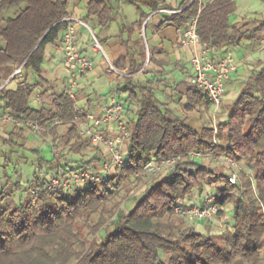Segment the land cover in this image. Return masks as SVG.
I'll return each instance as SVG.
<instances>
[{"label": "trees", "instance_id": "16d2710c", "mask_svg": "<svg viewBox=\"0 0 264 264\" xmlns=\"http://www.w3.org/2000/svg\"><path fill=\"white\" fill-rule=\"evenodd\" d=\"M189 2L181 0V12L154 20L156 33L166 26L183 30L200 7L199 0ZM132 3L139 18L120 23L123 51L110 60L124 74L108 68V74L117 81L110 96L117 95L133 113L127 122L124 155L129 165L102 177L97 170L102 160L97 156L79 166H65L61 164L66 162L63 154L45 160L39 150L29 148L27 128L11 127L8 137L0 128L2 144L31 150L39 157L31 181L36 190L33 195L25 187L20 170L15 172L16 182L7 181L0 188V264H264V60L227 106L225 120L216 122V126L206 123L197 130L188 121L193 112L210 106L207 93L184 80L171 85L170 63L159 49L150 51L146 64L147 33L153 16L144 23L167 1ZM85 9L81 19L105 47L106 40L99 37V32L118 19L120 12L112 0H86ZM237 9L236 0H209L202 9L197 32L201 43L214 54L264 31L263 19L233 22ZM71 14L69 0H0V70L14 71L23 63L25 80L15 88H3L0 103L13 114L38 123L60 151L79 154L94 146L91 138L80 132L79 124L90 112L100 116L95 111L97 99L87 97L80 106L82 88L75 101L68 95L66 84L59 87V80L46 77L43 67L52 47L63 50V33L68 26L64 18ZM91 38L95 40L93 35ZM178 66L179 62L172 65L173 69ZM140 73L144 80L136 79ZM162 87H171L181 101L185 99L181 107L186 115L158 96ZM37 94L40 102L35 105ZM62 126L65 128L60 130ZM193 153L246 161L252 172L242 174L233 184L227 173L203 164L191 156ZM173 157L180 158L174 170L151 181L141 194L133 195V205L124 210L122 203L129 197L126 193L119 198L124 184L132 177L139 178L149 160ZM63 167L90 168L99 178L78 183L72 198L73 191L52 188L47 177L49 169L55 170V177ZM212 184L214 202L222 207L219 213L224 207H232V228L219 233L203 232L176 212L178 205H191L186 200L195 191L203 194ZM24 191L28 195L17 199L16 193Z\"/></svg>", "mask_w": 264, "mask_h": 264}, {"label": "built area", "instance_id": "2783aa9c", "mask_svg": "<svg viewBox=\"0 0 264 264\" xmlns=\"http://www.w3.org/2000/svg\"><path fill=\"white\" fill-rule=\"evenodd\" d=\"M194 0H190V5ZM209 0H199L200 7L198 14L193 17L184 29V38L187 43L194 46V53L191 57V66L193 70L192 82L204 92L207 93L213 107V114H216L222 105L223 96L225 94V87L231 73L237 70L238 63L235 58L229 54L216 55L212 52L211 48L202 44L199 34L197 32V23L199 15ZM181 7H159L157 10L151 12L146 18L144 26L148 20L155 15H168L181 12ZM64 21L68 22L63 33V51L64 61L69 66L70 79L66 83V91L68 95L77 101L78 90L81 87V78L86 76L90 70L93 69V62L86 54L80 51L78 46V31L77 26L83 25L87 28L89 26L77 16H68L64 18ZM95 39V47L98 50H103L102 45L92 32ZM145 37V32L143 31ZM148 56L149 47L147 44ZM147 60L146 64L148 63ZM109 70L115 71L118 74H124L118 71L114 65L109 61ZM17 84L20 82L25 83L23 78V63L20 64L15 70L7 77L0 78V92L3 88H10L12 82ZM35 98L40 102L39 95H35ZM78 108V104L76 105ZM126 107L124 102L117 96L112 95L108 98V101L101 106L100 116L94 112H90L86 117V121L79 124L80 132L91 138V142L94 146H99L106 149L110 157V166L114 168L125 167L129 165V162L125 159L123 150L127 137L129 135L128 125L124 118ZM0 125L10 127H24L34 133L41 134L44 129L35 121L13 114L9 109L3 107L0 103ZM113 126V134H106L101 128L103 126ZM216 126V123L213 124ZM217 132V129L215 130ZM191 156L196 158L208 157L202 153H193ZM216 158V157H215ZM233 163H237L235 160L222 157ZM179 157H173L162 161L151 159L143 167L142 173H156L162 169H167V173L171 172L175 168V164ZM104 167H108L105 164ZM141 173V174H142ZM98 174L96 171L87 169H78L76 167L63 168L58 176L51 179L50 186L56 190L63 192H72L74 186L78 183H86L87 181L98 180ZM229 181L233 184L237 183V176L233 174L229 176ZM255 193L257 192L254 190ZM36 190L32 189V195ZM222 207L214 202V196L207 198L204 204H191L188 206L178 205L176 212L186 218H196L199 220H211L220 212Z\"/></svg>", "mask_w": 264, "mask_h": 264}, {"label": "rangeland", "instance_id": "374dc122", "mask_svg": "<svg viewBox=\"0 0 264 264\" xmlns=\"http://www.w3.org/2000/svg\"><path fill=\"white\" fill-rule=\"evenodd\" d=\"M84 1L81 3V5H83ZM236 1H237L238 9L236 13L232 16L233 22H236L238 18L241 19L240 20L241 22L239 21V23L249 22L250 20H253L255 18L264 20V0H236ZM73 2L74 0H69L70 9L72 8ZM122 6H123L122 7L123 11L121 12L122 14L121 19L124 20V22L129 23L133 19L139 18L140 14L135 5L131 3H124L122 4ZM76 16L81 17V18L83 17L82 15H76ZM153 21L154 19L150 21V24ZM92 32L93 31H90L91 35H92ZM150 33H151L150 31H148L147 33L149 37H151ZM259 38L264 39V31L256 33L251 38L249 37L245 38L240 44L241 47H238L237 44H234L227 48H230L231 53H233L235 57L242 59L245 56V54H247L248 51H251L250 47L245 49V48H242V46L247 43L248 44L254 43ZM91 42L92 43L90 45L95 46V40H92L91 38ZM148 44H149L148 46L149 50L152 51L151 46H150V39H149ZM263 44L264 43L260 45H263ZM107 53H109L107 52V48L103 47V50L99 54L96 55L95 62H94V70L89 78L91 79L90 81L92 80L94 81L95 85L93 86V88H97V90L93 89L91 85H88L87 88L82 90L80 93L81 95L80 101H79L80 106H84L87 97H95L94 95H96L98 92L105 94L106 95L105 98H106L109 95L110 90L114 88L115 84L117 83V81H115V83L114 82L107 83L105 76L99 75L100 73L104 72L105 75L109 77L108 75L109 61L106 55ZM149 53L150 54L148 56V50H147L146 62L151 57V52ZM258 53L259 54L257 55H259L260 57L264 59V48L259 50ZM48 56L50 55L47 54V59L43 64V67L46 72L45 73L46 77L54 79L55 74L59 70L54 67L58 66L61 70V74L58 79L59 87H65V83L69 81L70 79L69 73H66L64 71L63 66L65 62L61 63L60 57L54 60V58H50ZM51 66H54L53 69L50 68ZM167 68L171 70L172 72L169 76L170 82H171L170 84H176L178 80L183 78V75L180 73L178 74V76L174 74L175 70L173 69L172 65L171 67H167ZM49 71H52L55 73L52 74ZM12 72L0 71V76L2 75L6 76L8 73H12ZM30 81L32 82V79H30ZM14 85H17V82L13 81L10 88H14L13 87ZM160 90L158 91V95L160 96L162 100L170 103L171 106L174 107L179 114L186 115L185 111L183 110V108L181 107L179 103L173 100L172 97L170 98L167 97L169 93L168 91L165 92V94H161L162 90L161 91ZM225 95H226V91H225L224 96ZM224 96H223V100H224ZM33 102L35 105L39 104L37 98H35ZM195 114L196 115L198 114V116L201 117L200 118L201 124H206V123L214 124L218 121L225 120L227 116V108L223 105V102H222L221 108L216 114H213V107L210 109L209 105L202 106L200 109L193 112L191 114V117L194 116ZM189 123L191 124L190 121ZM0 128H1L2 134L8 137L9 136L8 131L11 130V127L1 126ZM64 128L65 127L62 126L60 130H63ZM27 137H28L27 146L29 148H35L39 150L40 156L44 158L45 160H51L53 158V155L61 156L63 154L66 162L63 161L61 162V164H65V166H71V165L79 166V165H82L84 162L88 161L89 159H91L93 156H97L98 158H101L102 160L100 164H98L99 169H97L100 172L102 177L111 176L116 171V168L110 166L111 165L110 157L106 149L101 148L99 146L97 148L94 146H89V148L83 150L81 153L76 154L73 152H69L67 149L60 151L58 145L57 144L55 145V143L52 141V137L50 135L44 134L43 132L41 134H37L28 129ZM123 154L125 155V147L123 150ZM198 160L201 161L205 165L214 167L221 172L227 173L228 176H232L233 174H235L237 176V183L241 180L242 174L250 175L252 172L251 169L247 167L246 161H242V162L236 161L237 163H233L222 157H216V158L215 157H212V158L202 157V158H198ZM38 163H39L38 154L34 153L33 151L22 149L20 147L18 148L12 145H4L0 142V188L3 187L4 184L7 183V181L16 182L18 180V177L15 172L20 170L23 172L22 181L24 182L25 187L28 189V192H32L33 186H32L31 181L35 179V174L38 170L37 169ZM105 164H108V167H104ZM54 172L55 170H53V168L49 169L47 172V177L51 179L54 178L53 177ZM166 174H167V169H162L161 171L156 172V173H142L139 175L140 176L139 178L132 177L131 181L125 183L124 187L120 189L119 198L124 196L126 193L129 194V197L125 199L122 203L123 209L127 210L131 208V206L133 205V202H132L133 195L141 194L147 188V186L149 185L151 181H153L156 178H161L165 176ZM28 192L24 191L22 193H16L17 195L16 198L19 199L21 196L25 198L28 195ZM71 196L72 198H75L76 192L73 191ZM213 196H215V185L212 184V185L206 186L205 192L203 194H200L198 191H195L192 198L188 199L187 201L189 204L198 205L200 204V202H198L199 199H201L202 201H206L207 198L213 197ZM186 221L188 224L194 225L195 227H197L199 230L203 232L219 233L225 229L232 228V225H233L232 207L231 206L224 207V210L221 213H218L216 217H214L211 220H199L196 218H186Z\"/></svg>", "mask_w": 264, "mask_h": 264}, {"label": "crops", "instance_id": "0c3cea01", "mask_svg": "<svg viewBox=\"0 0 264 264\" xmlns=\"http://www.w3.org/2000/svg\"><path fill=\"white\" fill-rule=\"evenodd\" d=\"M83 1L84 0H74V2L72 4V8L70 9L72 16H76V15L84 16L85 15V13H86V9H85L86 0L84 1L83 5H81V3ZM132 1L133 0H112L113 6L120 12V15H118V17H117L118 19H116L109 27H107L106 30H102L99 32V37L101 39L106 40L105 47L107 48V52H109L106 54L108 57V61H110L113 58L118 57L119 54L123 51V48L119 43V36H120L119 35L120 34L119 33V25H120V23L124 22V20L121 19L122 18L121 12L123 11L122 10V7H123L122 4H124V3L133 4ZM166 1H167L166 5H162L159 7H163V6L179 7V4L181 2V0H166ZM162 16L163 15H155V16H153L152 19L156 20L158 18H161ZM135 20L136 19H133L130 22H133ZM240 20L241 19L238 18L236 22H239ZM184 29L178 31L175 27L166 26L161 31L156 33L155 28H154V21H153L149 25V31L151 32L150 33L151 37H149L150 46H151V49L155 48V49H159L162 51L161 55L165 56L170 63V65L168 67H171V65L175 64L176 62H179V66L176 69H174L175 70L174 74L178 76V74L180 73L183 75V78L180 80L192 82L193 70H192L190 60H191V57L194 53L195 48L192 44L187 43V41L185 40ZM77 31H78V46H79L80 51H82L84 54H86L88 57H90V59L92 60V62L94 64L96 55L99 54L101 51L98 50L94 45H90L92 43L91 42V36L92 35L90 33V31H92L91 27L89 26V28H87L83 25H78ZM262 43H264L263 38L259 42H254V43H249V44L247 43L248 45L244 44L242 46V48L247 49L250 47L251 51H248L247 54H245V56L242 59L235 57L233 55V53H231L230 48H227V47L221 48L219 53H217V54L215 53L216 55L230 54L235 58L236 62L238 63L237 70L235 72L231 73L230 78L228 79L226 87H225L226 88V95L224 96L223 105L226 108L228 105H230L234 101L238 92L240 91V88H241L243 82L250 76L252 70L258 68L259 62L261 60H264L262 57L257 55V54H259L258 53L259 50L264 48V44L260 45ZM238 47H241L240 44H238ZM48 54L50 55L48 57L54 58V60H56L57 58L60 57L61 63L65 62L64 61V52L62 49L56 50L54 47H52L49 50ZM53 67L54 66H51L50 68L53 69ZM63 67H64V71L66 73H69L68 68L65 66V64ZM54 68L59 69L54 76L55 78L59 79L60 74H61V70L58 66H55ZM93 70H94V65H93V69L90 70V72L86 76L81 78L82 90L87 88L88 85H91L92 88L95 85L94 81L93 80L90 81L91 79L89 78L91 76ZM0 71H9V69L8 68H1ZM10 72H12V71H10ZM49 72H51L52 74L55 73L52 71H49ZM10 74L11 73H8V75H6V76L2 75V76H0V78L1 77H7ZM99 75L100 76L104 75L107 83L108 82H114L115 83V79H113V77L110 76L109 74H108L109 77L106 76L104 72L100 73ZM145 78L146 77L141 73L138 74L136 77L137 80H144ZM180 80H178V81H180ZM171 85H175V84H171ZM13 87L15 88L16 85H14ZM93 89L97 90V88H93ZM161 90H162L161 94H165V92L168 91L169 93H168L167 97L168 98L172 97V99L175 100L180 105L184 103L185 99L183 98L181 101L182 97L179 96V94H177L176 91L175 92L172 91L171 87H167V88L162 87ZM99 95H105V94L98 92L96 95H94L95 97H92V98L97 99V101L95 103L96 104L95 105V111L97 114L101 113L102 104L106 103L108 100V97L110 96V94H109L106 98L105 97L101 98V97H99ZM178 99H180V101H178ZM211 108H212V104L210 103V109ZM198 114L197 115L195 114L194 116H192L189 119V121L191 122V124L190 123L189 124L192 125L194 128H196L197 130H201L204 124H201V121H200L201 117L198 116ZM132 117H133L132 111L126 110V113L124 114V118H125L126 122H128ZM114 129L115 128L113 126H107V125L103 126L101 128V130H103L106 134H113ZM201 201L202 200L199 199L198 202H200V204H202L203 201L202 202Z\"/></svg>", "mask_w": 264, "mask_h": 264}]
</instances>
